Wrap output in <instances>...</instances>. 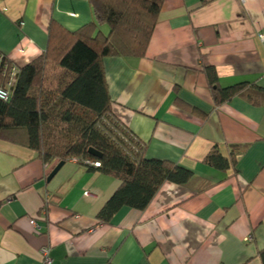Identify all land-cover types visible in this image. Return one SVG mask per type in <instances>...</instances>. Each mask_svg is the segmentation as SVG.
Wrapping results in <instances>:
<instances>
[{"label":"crops","instance_id":"0c3cea01","mask_svg":"<svg viewBox=\"0 0 264 264\" xmlns=\"http://www.w3.org/2000/svg\"><path fill=\"white\" fill-rule=\"evenodd\" d=\"M93 20L87 0H0V57L18 70L45 52L51 22L75 32ZM103 66L113 115L143 157L212 185L166 182L144 211L102 224L114 177L68 160L48 181L59 162L0 140V264H41L43 247L50 264H264V107L215 106L202 73L264 89V0H163L145 56ZM231 145L246 146L233 176L202 163Z\"/></svg>","mask_w":264,"mask_h":264},{"label":"trees","instance_id":"16d2710c","mask_svg":"<svg viewBox=\"0 0 264 264\" xmlns=\"http://www.w3.org/2000/svg\"><path fill=\"white\" fill-rule=\"evenodd\" d=\"M87 1L91 23L67 32L51 22L45 52L18 68L8 99H0V140L34 151L45 165L72 158L81 165L82 160L98 161L99 168L87 169L120 183L97 214L100 223L110 224L122 208L144 211L166 182L195 194L212 184L179 165L144 158L142 148L112 112L103 61L145 56L163 0ZM2 63L8 66L4 75L0 73V89L5 91L11 64L3 57ZM202 73L215 106L240 97L264 107V89L248 83L221 88L213 67H202ZM89 149L101 153V158L89 155ZM245 149L231 145L223 155L214 146L202 163L233 176ZM261 257L264 260V252Z\"/></svg>","mask_w":264,"mask_h":264},{"label":"built area","instance_id":"2783aa9c","mask_svg":"<svg viewBox=\"0 0 264 264\" xmlns=\"http://www.w3.org/2000/svg\"><path fill=\"white\" fill-rule=\"evenodd\" d=\"M263 39V37H261ZM2 57H0V73L4 75L6 73V70L8 69V66L6 64L2 65ZM17 75V69L13 66L9 67V74H8V82L6 86V90L0 89V99L6 101L8 99L9 91L13 87L15 83V78ZM130 133V132H129ZM130 136L133 138L135 143H137V146L139 145L142 148V144L139 142V140L132 134L130 133ZM125 141H127L125 139ZM70 161L77 163L79 160L77 158H72ZM82 166L84 167H92V168H99L100 163L98 161H92V160H82ZM30 224L34 227L37 226L35 221H30ZM39 229V228H38ZM51 248L50 247H43L40 251L41 254V264H50L51 263Z\"/></svg>","mask_w":264,"mask_h":264},{"label":"water","instance_id":"95a60500","mask_svg":"<svg viewBox=\"0 0 264 264\" xmlns=\"http://www.w3.org/2000/svg\"><path fill=\"white\" fill-rule=\"evenodd\" d=\"M88 154L95 157V158H101V153L97 152L94 149H89L88 150ZM64 162H59L55 168L52 170V172L50 173V175L48 176V181H50L54 175L58 172V170L63 166Z\"/></svg>","mask_w":264,"mask_h":264}]
</instances>
